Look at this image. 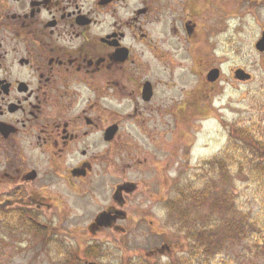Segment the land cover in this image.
<instances>
[{
    "label": "rangeland",
    "instance_id": "374dc122",
    "mask_svg": "<svg viewBox=\"0 0 264 264\" xmlns=\"http://www.w3.org/2000/svg\"><path fill=\"white\" fill-rule=\"evenodd\" d=\"M213 16L208 43L180 35L181 43H167L169 56L150 59L154 100L139 108L126 103L119 117L118 178L138 188V205L130 199L126 207H117L127 220L112 226L93 223L99 206L113 204L104 184L99 197L44 210V225L21 226L0 215V264H173L190 257L185 226L167 209L186 187L209 188L227 199L225 221L233 227L239 223L243 230L237 229L239 237L229 239L216 254L193 257V264H264V180L244 169V158L252 153L240 138L232 137L237 128L249 129L264 143V53L255 49L264 33V0H226ZM221 19L222 27L217 25ZM221 29L224 33L219 34ZM154 32L159 34V26ZM237 67L249 73L251 81H236L231 69ZM213 68H220L221 76L210 84L205 79ZM229 145L235 147L227 155H240L243 172L227 161L221 176L211 161ZM109 148L103 145L104 155ZM213 214L208 206L194 213L214 220ZM48 227L53 233L49 238ZM95 246L101 255L86 257Z\"/></svg>",
    "mask_w": 264,
    "mask_h": 264
},
{
    "label": "flooded vegetation",
    "instance_id": "af4514ba",
    "mask_svg": "<svg viewBox=\"0 0 264 264\" xmlns=\"http://www.w3.org/2000/svg\"><path fill=\"white\" fill-rule=\"evenodd\" d=\"M225 2L0 0V215L5 221L44 225V210L99 197L103 184L113 204L99 206L93 223L127 220L117 207L130 199L138 205V188L118 178L119 117L126 103L139 108L154 100L150 59L169 56L167 43H181L180 35L209 42L213 14ZM238 68L231 69L233 77ZM205 82L211 84L207 77ZM113 128L116 134L109 139ZM104 144L110 146L105 155ZM52 234L48 227L46 237Z\"/></svg>",
    "mask_w": 264,
    "mask_h": 264
},
{
    "label": "trees",
    "instance_id": "16d2710c",
    "mask_svg": "<svg viewBox=\"0 0 264 264\" xmlns=\"http://www.w3.org/2000/svg\"><path fill=\"white\" fill-rule=\"evenodd\" d=\"M252 134L249 129L237 128L233 131L232 137L240 138L252 153L251 156L244 158L247 166L244 169L248 174L256 176L258 180L262 181V179L264 180V143H261L258 138H254ZM230 147L233 148L235 146L229 145L222 155L211 161L212 168L221 176H224L227 172V161H229L230 167L235 164L241 166V172H243L240 155L237 157L227 155V150ZM181 190L177 199L168 202L167 209L170 211L171 216L177 219L180 218V226H185L186 237L190 242L191 255L190 257L179 258L173 264H193V257L199 255L208 258L210 255L216 254L224 248L229 239L239 237L240 233L237 232V229L243 230L241 224L237 223L238 226L233 227L232 223L225 221V214H227L225 210L228 209L229 204L227 199L220 197L217 193L215 194L214 191L205 187L202 189L186 187ZM205 206H208L209 210L214 213V220L210 219L211 217L202 218L194 215L197 210ZM100 255V250L96 247L90 248L85 254L86 257L91 259L98 258ZM76 264L80 263L77 262Z\"/></svg>",
    "mask_w": 264,
    "mask_h": 264
},
{
    "label": "water",
    "instance_id": "95a60500",
    "mask_svg": "<svg viewBox=\"0 0 264 264\" xmlns=\"http://www.w3.org/2000/svg\"><path fill=\"white\" fill-rule=\"evenodd\" d=\"M255 49L259 52V53H264V33L261 36V39L256 43L255 45ZM220 76V72L218 69H213L209 72L208 76H207V80L211 83L216 82L219 79ZM235 79L240 81V82H249L252 79V76L247 73L244 69H237L235 71ZM151 84H147L146 86V91H147V99H150V97L152 96L148 90H151ZM116 128H113L109 131V139H111L115 134H116ZM88 264H98L95 262H90Z\"/></svg>",
    "mask_w": 264,
    "mask_h": 264
}]
</instances>
